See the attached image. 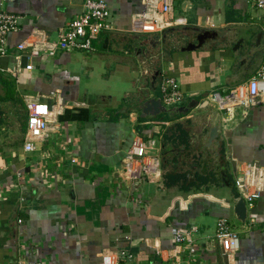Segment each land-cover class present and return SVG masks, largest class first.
I'll return each instance as SVG.
<instances>
[{
  "label": "crops",
  "instance_id": "0c3cea01",
  "mask_svg": "<svg viewBox=\"0 0 264 264\" xmlns=\"http://www.w3.org/2000/svg\"><path fill=\"white\" fill-rule=\"evenodd\" d=\"M104 1L111 28L91 37V50L28 59L15 44L33 31L55 40L57 29L81 12L82 0H0V11L19 16L0 54V78L13 87L11 99H0V264H99L102 254L119 250L131 257L117 264H172L170 228L189 225L197 229V253L186 261L180 252L186 264H264V183L244 222L232 211L242 163L264 167V97L228 112L199 107L204 92L246 80L264 61L263 13L254 0H172L171 16L185 24L135 33L130 18L145 0ZM202 31L215 34L185 51ZM245 36L252 47L233 50ZM136 71L144 83L132 80ZM158 75L173 76L184 99L164 116L140 120L139 100L159 98ZM3 88L0 83V96ZM24 96L63 103L47 137L28 153L21 150ZM193 99L198 106L178 111ZM212 111L219 132L207 145L205 117ZM134 135L155 140L161 178L131 189L118 172ZM20 169L22 179L15 181ZM205 173L211 178L199 182L195 176ZM177 174L183 178L176 182ZM220 217L238 234L233 261L212 238Z\"/></svg>",
  "mask_w": 264,
  "mask_h": 264
},
{
  "label": "built area",
  "instance_id": "2783aa9c",
  "mask_svg": "<svg viewBox=\"0 0 264 264\" xmlns=\"http://www.w3.org/2000/svg\"><path fill=\"white\" fill-rule=\"evenodd\" d=\"M171 5L172 0H145L143 8L131 15L130 30L135 33H156L170 26L185 24L184 17L171 16ZM254 5L264 15V0H254ZM108 18L109 10L104 0H82L81 12L57 29L55 40L45 39L41 32L33 31L34 34L31 33L17 42L14 48L19 54H25L28 59L40 54L52 56L61 50H91V37L111 28ZM18 19L19 16L15 13L0 11V54L6 52V35L16 30ZM16 68L18 66L14 69L17 71ZM156 86L162 106L171 107L183 101L185 94L173 76L158 75ZM202 96L215 110L222 112H228L233 107L247 109L259 103L264 97V61L246 80L224 90H208ZM23 104L26 118L21 150L28 153L34 149L35 141L47 137L51 123L63 110V103L59 98L50 103L37 97L24 96ZM70 161L75 162V159L70 158ZM22 174V169L15 171L14 180L22 179ZM118 176L131 189L137 188L142 181L160 180V154L152 137L134 135L131 138L121 157ZM263 183L264 167L251 161L243 162L233 179V187L246 207L251 206L259 197ZM196 231L193 225L170 228L171 238L175 244L172 250L174 258L172 264H186L185 260L197 253L194 238ZM212 238L218 244L221 255L233 261L234 253L239 247V238L227 219L217 218ZM182 251L185 252V260L179 258ZM125 256L130 258L131 254L124 250L105 253L100 256L99 264H117L118 258ZM28 264L41 263L35 260Z\"/></svg>",
  "mask_w": 264,
  "mask_h": 264
},
{
  "label": "water",
  "instance_id": "95a60500",
  "mask_svg": "<svg viewBox=\"0 0 264 264\" xmlns=\"http://www.w3.org/2000/svg\"><path fill=\"white\" fill-rule=\"evenodd\" d=\"M164 32H162L161 36H164ZM215 33L213 32H209V31H202L200 33H198L195 36V41L189 40L183 47V49L185 51H191V50H195L198 47H200L203 43L204 39L207 38H212L214 36ZM248 40H246V36L245 38L241 37L239 38L235 44L232 46V49H236L238 46H244L246 49L249 47H252L251 41L249 42V44L247 43ZM252 56L258 55L259 53H261V50H257L256 52H252ZM247 55V54H246ZM146 56H150L149 54H147ZM157 71L154 72L151 75V83L154 82L155 80V76L157 75ZM197 102L196 100H190L186 105L183 106H178V111H182V112H186L188 109L196 107ZM207 106H211L209 105L205 100L200 104V108H207ZM198 107V108H199ZM212 107V106H211ZM136 108L139 110V116L144 117V118H153L154 116L166 113L168 114L169 112L172 111V109H167L166 107L162 106V104L160 103V99L158 97H149V98H145L140 99L138 104L136 105ZM215 113L212 111L209 115H207L205 117V122L206 124L204 126H207V124L210 122L211 124L209 125L206 133H205V140L207 142V145H209L212 141H215V139L217 138L218 132H219V127L216 124V118L214 116ZM246 205L243 201V199L241 197H236L234 198L233 201V214L235 216V218L237 220H239L240 222H244L245 220V216H246Z\"/></svg>",
  "mask_w": 264,
  "mask_h": 264
},
{
  "label": "trees",
  "instance_id": "16d2710c",
  "mask_svg": "<svg viewBox=\"0 0 264 264\" xmlns=\"http://www.w3.org/2000/svg\"><path fill=\"white\" fill-rule=\"evenodd\" d=\"M0 83L3 85V95L0 96V99H3V100H6V99H11L12 96H13V90H12V83H11V80H6L5 78H0ZM139 119L140 120H143L144 118L140 117L139 116ZM185 132H183L182 130H180V134L179 136H184ZM172 137H170L171 139ZM174 177V180L177 182V180L179 179H182L183 178V175L180 174V175H173ZM196 179L199 181V182H206V180L210 179L211 176L209 173H205V174H200L198 176H195ZM236 195V194H235Z\"/></svg>",
  "mask_w": 264,
  "mask_h": 264
},
{
  "label": "rangeland",
  "instance_id": "374dc122",
  "mask_svg": "<svg viewBox=\"0 0 264 264\" xmlns=\"http://www.w3.org/2000/svg\"><path fill=\"white\" fill-rule=\"evenodd\" d=\"M174 4H175V2H174ZM96 48V47H95ZM85 52H87V51H85ZM139 68V67H138ZM139 69H141V68H139ZM135 77H137L136 79L137 80H141L142 81V83H144V78L142 77V75L140 74V75H138V72L136 71V74H135V76H133L132 77V80L134 81V79H135ZM144 97V96H143ZM183 103H185V102H183ZM177 105H180V104H177ZM166 108H168L167 106H166ZM18 112V111H17ZM19 112H21V108H19ZM161 116H164V115H166V114H160ZM16 141V140H15ZM14 141V142H15ZM9 142H11V141H9ZM166 157V155L164 156V158ZM169 158H167L166 160H168Z\"/></svg>",
  "mask_w": 264,
  "mask_h": 264
},
{
  "label": "flooded vegetation",
  "instance_id": "af4514ba",
  "mask_svg": "<svg viewBox=\"0 0 264 264\" xmlns=\"http://www.w3.org/2000/svg\"><path fill=\"white\" fill-rule=\"evenodd\" d=\"M197 34H198V33H197ZM197 34H195V36H196ZM195 36H194V37H195ZM194 41H195V40H194Z\"/></svg>",
  "mask_w": 264,
  "mask_h": 264
}]
</instances>
